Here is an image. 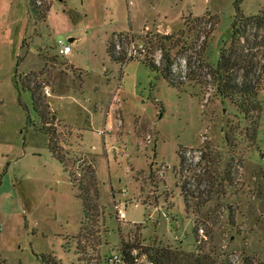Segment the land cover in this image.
Instances as JSON below:
<instances>
[{"label": "rangeland", "instance_id": "374dc122", "mask_svg": "<svg viewBox=\"0 0 264 264\" xmlns=\"http://www.w3.org/2000/svg\"><path fill=\"white\" fill-rule=\"evenodd\" d=\"M41 1L0 0V264H106L123 240L264 264V27L248 28L250 62L235 75L262 83L256 117L216 96L210 73L230 50L237 4L264 18V0ZM181 31L182 88L107 51L114 35L138 45L148 33ZM60 40L69 55H58ZM26 76L50 114L16 87ZM187 150L197 164L183 165ZM87 167L98 180L96 213L80 183L90 187Z\"/></svg>", "mask_w": 264, "mask_h": 264}, {"label": "trees", "instance_id": "16d2710c", "mask_svg": "<svg viewBox=\"0 0 264 264\" xmlns=\"http://www.w3.org/2000/svg\"><path fill=\"white\" fill-rule=\"evenodd\" d=\"M31 7L36 13L40 14V16L44 17L46 15V12H38L35 6L31 5ZM236 10L237 16L232 25V39L230 44V50H227L226 46L221 48L218 63L215 67H211L210 73H212L211 77L213 80V86L217 90L216 96L224 100L230 101L231 104L236 107V109L241 112L246 119H249L252 116L256 117V115L259 113L260 106L255 99L257 96V92L262 88V83H259L257 85V81H255L253 86L248 83L247 78L249 75L242 79V81H239L235 77V75L239 71L245 69L247 70V66L250 62L245 59L242 53H245V49H248L247 46L246 48L245 46H241L242 39H244L247 30L250 27H254L261 30L264 27V18L260 16L245 17L241 13L240 4H237ZM119 35L126 36L127 39H129L130 41H135L133 34L122 33ZM186 37L187 35L185 31H181L177 34L172 35L148 33V36L146 38L148 54L153 55L158 50H161L163 53L162 60L160 62V65H157L152 62V59L144 61L142 60L146 67L160 74V76H162L166 81H168L171 86H177L178 88L185 87L187 83L185 81H175L172 78L171 72L175 61L178 59L176 55L181 54V52H184V50H187L188 43ZM262 40V42H264V38ZM239 47L240 49H238ZM107 51L113 61L121 63L123 65L128 62L125 51H122L120 53L116 52L113 37L108 43ZM174 52L175 55H173ZM17 79L18 74H16L15 76V80ZM19 83L24 84V87H27L29 90L32 91L36 108L42 111V116H45V114L49 113V110L45 109V107H47V104H45L44 102L45 97H42V95L38 92L37 87L33 85V81L30 80V77L27 78L26 76L24 80L20 79L19 81H16L17 88L19 87ZM52 117H54V115ZM53 148H55L56 150L57 146L55 145L53 146ZM63 158L65 157L63 156ZM60 160L62 161V163H65L63 159ZM87 168L88 169L87 171H85V173L86 176L90 177V187H83L82 180H80V183L82 185L83 197L85 198L86 211H88L89 213L94 211L93 213H96L97 210H99V198L97 191L98 180L96 177V171L92 169V167ZM73 176L76 177V174L73 173ZM78 180L79 179L76 178V181ZM184 188L186 189L185 186ZM194 233L195 235L197 234V229L194 230ZM134 242L130 241L128 243H125L124 240L122 241L121 250L118 255L121 258V263L119 264H138V259L142 256L146 257L149 264H225L224 261L221 262L222 256H217L211 251L207 252L205 250H201L196 252H188L179 248H173L170 246H156L154 244L147 247H142L141 245H139V241L137 243ZM136 251H138L137 254H135ZM112 257L114 256L112 255ZM112 257L106 258V264H111L110 260ZM229 264L233 263L231 262ZM239 264L263 263L257 261L254 256H247L243 253L242 262Z\"/></svg>", "mask_w": 264, "mask_h": 264}, {"label": "built area", "instance_id": "2783aa9c", "mask_svg": "<svg viewBox=\"0 0 264 264\" xmlns=\"http://www.w3.org/2000/svg\"><path fill=\"white\" fill-rule=\"evenodd\" d=\"M38 7L42 6V1L38 0L37 2ZM113 40L115 42V50L117 53H120L122 51H125L126 55H127V59L128 61L131 60H148V59H152V62H154L157 65H160L161 59H158L155 56H152L148 54V49H147V45H146V41L143 44H138L136 43V41L132 40L130 41L129 39H127L126 36H120L118 35H114L113 36ZM57 50H58V55L61 57L67 56L72 52V48L71 46L64 40H60L57 43ZM162 53V52H160ZM161 58V57H160ZM179 60H182L180 62V65L178 63ZM188 71H189V65H188V61H187V57L184 56L182 59H177L175 61V64L172 67V78L175 81H186L188 79ZM191 151L187 150L182 154V160L183 161V165L186 166H190L191 163L197 164L192 157H191ZM118 219H124V214L121 212H118ZM202 233V231H200ZM111 264H119L121 263V258L119 256H114L111 258L110 260ZM233 264H239V257H236L233 261Z\"/></svg>", "mask_w": 264, "mask_h": 264}, {"label": "crops", "instance_id": "0c3cea01", "mask_svg": "<svg viewBox=\"0 0 264 264\" xmlns=\"http://www.w3.org/2000/svg\"><path fill=\"white\" fill-rule=\"evenodd\" d=\"M74 40L73 39H71V42H73Z\"/></svg>", "mask_w": 264, "mask_h": 264}]
</instances>
